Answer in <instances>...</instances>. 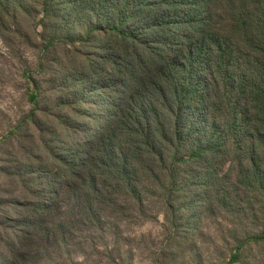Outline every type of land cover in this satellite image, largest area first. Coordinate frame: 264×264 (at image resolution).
<instances>
[{"label":"rangeland","instance_id":"obj_1","mask_svg":"<svg viewBox=\"0 0 264 264\" xmlns=\"http://www.w3.org/2000/svg\"><path fill=\"white\" fill-rule=\"evenodd\" d=\"M108 23L87 3L0 0V264L28 249L21 264H264V239L252 240L264 228V128L255 138L231 130L236 90L223 79L213 136L209 126L160 136L162 158H141L128 191L118 172L98 173L113 200L89 222L73 218L85 207L68 185L115 130L125 98L111 82L124 49ZM61 216L64 232L45 241L43 226Z\"/></svg>","mask_w":264,"mask_h":264},{"label":"trees","instance_id":"obj_2","mask_svg":"<svg viewBox=\"0 0 264 264\" xmlns=\"http://www.w3.org/2000/svg\"><path fill=\"white\" fill-rule=\"evenodd\" d=\"M72 1L106 14L109 29L120 35L124 56L110 77L112 86L125 95L115 130L98 148L90 147V153L94 151L82 162L87 170L68 185L74 207H85L73 215L75 221L86 218L89 222L102 201L113 200V185L108 178L98 179V173L118 172L116 184L125 183L128 191L141 158H162L160 136L179 141L185 134L205 135L208 126L213 136L219 127L215 115L221 94L215 88L219 90L221 79L236 90V106L227 109L231 130L242 138L260 137L264 128V0ZM218 17L231 23L229 30L220 28ZM226 99L232 103L229 96ZM115 101L111 97L112 105ZM119 133L122 138L116 141ZM201 140L193 156L203 154ZM80 154L72 153L67 160ZM66 220V216L49 219L43 226V239L64 232ZM261 239L264 228L263 235L252 240ZM29 243L32 246L33 240ZM28 250L17 253L15 264L26 260Z\"/></svg>","mask_w":264,"mask_h":264}]
</instances>
